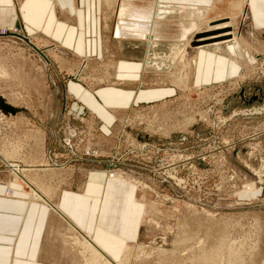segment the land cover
Segmentation results:
<instances>
[{
  "label": "rangeland",
  "instance_id": "1",
  "mask_svg": "<svg viewBox=\"0 0 264 264\" xmlns=\"http://www.w3.org/2000/svg\"><path fill=\"white\" fill-rule=\"evenodd\" d=\"M11 2L19 13L22 0ZM96 5L104 58L73 57L54 43L27 36L20 22L11 29L0 27L21 35H0V100L18 110L13 115L0 109V182L7 186L13 181L4 159L21 166L12 167L25 177L40 178L52 198L61 190L76 189L95 172L129 182L142 211L139 238L120 258L126 264H264V30H254L248 17L224 19L209 13L205 19L213 22L205 27L232 23L216 30V36L227 32L226 40L235 38L232 47H239V40L254 61H242L231 80L196 85L190 75L197 58L203 60L212 50L228 55L227 48H206L209 40L198 41L203 34L190 44L181 42L174 16L158 20L165 23L156 60L162 68L153 70L149 80L169 93L141 99L128 94L123 105L105 108L107 114L100 109V115L73 95L70 86L93 97L114 86L133 91L130 84H116L119 63L112 57L138 58L139 43L132 34L144 25L148 32L150 25L148 13H139L138 0H118L106 24L111 12L106 0ZM121 9L124 21L138 26L127 27L126 37L118 40ZM168 27L173 30L166 31ZM85 39L89 46L97 35ZM26 164L43 166L27 175ZM53 169L52 176L45 172ZM76 247L77 264H82V250Z\"/></svg>",
  "mask_w": 264,
  "mask_h": 264
},
{
  "label": "crops",
  "instance_id": "2",
  "mask_svg": "<svg viewBox=\"0 0 264 264\" xmlns=\"http://www.w3.org/2000/svg\"><path fill=\"white\" fill-rule=\"evenodd\" d=\"M97 1L100 4V0H22L17 13L11 0H0V27L11 29L20 22L22 32L27 36H36L46 44L54 43L57 49L66 50L72 53L73 57H89L93 54L104 58L102 42H98V33H101L103 27L101 29L97 22ZM160 1H163L164 5L166 3V6L191 4L199 8H210L215 4L216 13H210L209 17H248L254 30L260 31V34L264 30V0H252L253 10L246 5L250 0H138L142 5L139 6V13H148V35L153 41L155 38L151 33V26L155 22V11ZM236 3H240V9L243 6L244 8L235 10ZM87 34H94L95 37L97 35L94 44L86 46ZM177 34V37L180 36L179 32ZM133 40L139 43L136 44L138 46L134 44L135 50L140 54L138 58L125 60L117 55L112 57L119 63L116 84H130L134 88L133 91L127 92L114 86L95 92L97 94L93 97L88 91H79L75 84L70 86L73 95H78V99L100 115V109L107 114V108L123 105L128 94L137 95V99H141L153 94H168L170 91L155 87L153 84L156 82L149 80L150 76H155L152 74L153 70L157 72L162 68L159 66L161 62H156L157 54L161 57L158 53L161 42L150 45V42L144 39ZM237 41L239 47L231 48L229 41L220 43L216 48L219 51V48L226 47L228 55L212 50L205 52L203 60L197 58V65L190 75L191 82L205 85L237 77L242 61H254L240 41ZM170 46L172 48L169 50L173 49V46ZM146 85L150 86L145 87ZM96 97L102 102L97 103L94 99ZM4 161L8 167L11 166L10 163H14L5 159ZM40 166L43 165L30 168L27 165L25 173L28 175L29 169L32 168L39 172V169L42 170ZM11 172L15 173L12 170ZM45 172H51L48 174L52 176L54 169ZM30 178L40 189H45L42 190L48 195V201L31 200L30 193L21 189L19 182L13 185L14 193L8 197L3 194L6 186L0 182V264H77L80 255L76 246L82 250L81 263L86 264L87 254L82 247L84 240L94 245L97 251L109 259L119 260L128 244L138 240L142 207L134 199V186L129 182L106 179L101 173L95 172L76 189L70 187L61 190L52 198L47 192L49 190L41 185L40 178L34 179L32 175ZM71 240L76 246L71 244Z\"/></svg>",
  "mask_w": 264,
  "mask_h": 264
},
{
  "label": "bare ground",
  "instance_id": "3",
  "mask_svg": "<svg viewBox=\"0 0 264 264\" xmlns=\"http://www.w3.org/2000/svg\"><path fill=\"white\" fill-rule=\"evenodd\" d=\"M106 4L108 5V8H110V11L111 12L108 11V12H110V14L107 13V17H105V20H107V22H105V24L108 23V21L111 20L112 16L114 15V13H115L114 12L115 6L118 5V0H116L115 2H113V0H106ZM246 5L249 6L253 10L252 0H250ZM214 6H215V4L212 5V7H210V8H207L206 7L205 8L206 10H203V9L197 8L196 6L195 7H189L187 5H180V4H177L175 6H172V5L170 6L168 4L166 6V3L164 5V2L162 1L158 5V7H157V9L155 11V16H156L155 17V20H157V21L158 20H160V21L161 20H169L170 18L168 19V17H173L174 16V18H176V20H174V21L180 26L179 30L181 32L180 34H181V41L182 42L185 41L188 44H190V42L192 41V38H194V37H196L198 35H202L203 34V36L198 37L199 38L198 41H200V42L203 43V42L209 40L208 42L210 43V44H203V46L206 45V48L207 47H212V46L218 47V45L220 43H222V42H229V40H226V38H225V36L228 35L227 32H225V34H223V35L222 34H217V36H216V30L228 28V26H229L230 23L221 24V25H218L217 27L216 26H213V27H205V25H208V24H210V23L213 22V21L206 20L205 18L207 17V15L209 13H212V12L213 13H216V7H214ZM120 8H123V6L121 5ZM234 8L235 9H238V10L240 9L238 7V5L235 6ZM242 8H244V6ZM106 9H107V7H106ZM241 13H242V11H241ZM243 13H244V11H243ZM134 17H136V16H134ZM119 18H120V21L117 23V27L115 28V37H116V39L120 38L121 36L126 37L125 34H123V33H125L124 31L126 30L127 27H130V25H133L134 24L135 26H138V24L135 23V22L130 23V22L124 21V19L126 18L125 17V10L124 9H121V15H119ZM139 18H141V17H139ZM190 18L192 19V21H190L191 20ZM160 21H158V23L156 22V23L152 24V26H151V28H152V30L154 32L153 33V38H155V40H154L155 42L153 41L152 37H150V35H148V36L145 35L148 32H150V30H148V32H147V29H146L147 26L146 25H144L143 28L140 29L139 31L138 30L137 31L135 30V33H133L132 36L133 37H136L137 39H141V40L142 39H147L148 41H150L151 44H158V41L160 40L159 39L160 38V35H161V33L164 32V31L162 32V28H163V25L162 24H165L164 22H160ZM199 23H200V25L198 26ZM171 24H172L171 26L174 25V23H172V22H171ZM107 25H106V27H107ZM202 27L207 30L206 33H203V29H201ZM136 28H138V27H136ZM170 29H172V27H169L167 30H170ZM142 30H144V31H142ZM1 31H2V33H0V35H5L6 33H9V31H14L15 32L17 30H5V29H3ZM208 33H212V35L211 36L210 35H207ZM9 34L12 35V34H15V33H12V34L9 33ZM148 34H150V33H148ZM15 35H17V34H15ZM128 35H131V33H129ZM17 36L18 37H21V35H17ZM207 36H209V37H207ZM218 36H223V37H218ZM234 39L235 38H233L232 40H230V41H233L231 43V45H233L236 42ZM183 49H184V47H183ZM204 49H205V47H198L197 48L198 51H201V50H204ZM207 50L208 49H206V51ZM183 54H184V52H181V56ZM181 56H180V58H181ZM170 59L171 58L169 57V60ZM179 64H180V66H182V62H178L177 63V65H178L177 67L178 68H179ZM179 70H181V68ZM179 70H178V72H179ZM12 166H15L16 169H18V168L21 167V166L14 165V164L13 165L11 164V166L8 167L10 169V172L12 170L15 173L13 174L11 172L12 173V176H13V181H11L5 187L4 194H6V196H8V197L12 196V194L14 193L13 185L14 184H18L17 182H19L20 184L26 186L27 188H30L29 189L30 190L29 193H30V199L31 200H33V201H39L38 199H45V200H47V198H49L48 195L44 192L45 189H43V188L40 189V187H38L31 179L25 177V175L23 174V171L21 169L16 170ZM114 177L115 178H117V177L122 178L120 175H116V174L114 175ZM47 192H49V191H47ZM50 201H49V203H50ZM86 241L84 240V243H82L84 252L87 254L86 264H126L128 262V261L126 262V260H123V259L121 261H120V259L119 260L109 259L108 257H106L103 254H101L99 251H97L95 249L94 245H92L91 243H87ZM78 244H80V243H78ZM127 249L128 248H126V251H127ZM125 256H126V253H125Z\"/></svg>",
  "mask_w": 264,
  "mask_h": 264
},
{
  "label": "water",
  "instance_id": "4",
  "mask_svg": "<svg viewBox=\"0 0 264 264\" xmlns=\"http://www.w3.org/2000/svg\"><path fill=\"white\" fill-rule=\"evenodd\" d=\"M220 39V38H219ZM263 39H264V34H263ZM39 54L47 61L46 57L41 53L39 52ZM241 96L242 95V92L240 94ZM264 97V96H263ZM250 102V101H249ZM0 109L5 112V113H12L14 114L15 112H17L18 110L17 109H14L10 106H8L7 104H5L2 100H0Z\"/></svg>",
  "mask_w": 264,
  "mask_h": 264
}]
</instances>
